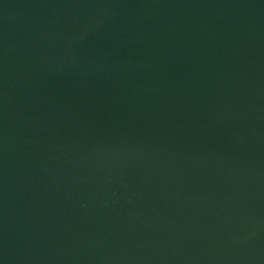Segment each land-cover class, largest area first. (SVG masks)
<instances>
[{
  "label": "water",
  "instance_id": "water-1",
  "mask_svg": "<svg viewBox=\"0 0 264 264\" xmlns=\"http://www.w3.org/2000/svg\"><path fill=\"white\" fill-rule=\"evenodd\" d=\"M0 264H264V0H0Z\"/></svg>",
  "mask_w": 264,
  "mask_h": 264
}]
</instances>
